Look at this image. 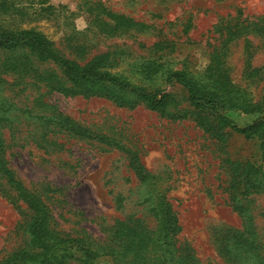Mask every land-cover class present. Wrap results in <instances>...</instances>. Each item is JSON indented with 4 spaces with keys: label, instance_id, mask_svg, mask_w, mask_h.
Wrapping results in <instances>:
<instances>
[{
    "label": "rangeland",
    "instance_id": "rangeland-1",
    "mask_svg": "<svg viewBox=\"0 0 264 264\" xmlns=\"http://www.w3.org/2000/svg\"><path fill=\"white\" fill-rule=\"evenodd\" d=\"M240 14L250 22L263 18L264 0H0V26L34 29L81 65L106 55L110 73L149 91L160 89L173 100L167 109L173 118H166L144 106L131 110L104 98L66 97L38 83L58 73L55 65L36 63V75L23 77L4 68L6 56L0 54V109L9 117L1 130L5 159L17 179L50 206L57 231L102 240L104 229L117 220L142 215L144 190L129 167L128 150L167 192L183 228L181 240L203 264H223L213 233L242 225L224 190V161L261 156L254 142L229 129L222 142L209 137L194 122L186 90L165 74L146 79L141 67L157 61L161 73L186 69L202 78L213 47L226 44L221 26ZM122 17L133 25L119 22ZM241 31L242 37L226 45L223 62L233 84L258 102L264 94V37L255 29ZM253 70L259 72L252 75ZM52 113L114 141L104 145L47 131L40 119ZM228 116L240 127L257 118L238 111ZM120 196L123 210L116 206ZM245 204L264 250V194L250 196ZM25 210L0 191V262L26 242ZM98 264H109L108 259Z\"/></svg>",
    "mask_w": 264,
    "mask_h": 264
},
{
    "label": "trees",
    "instance_id": "trees-1",
    "mask_svg": "<svg viewBox=\"0 0 264 264\" xmlns=\"http://www.w3.org/2000/svg\"><path fill=\"white\" fill-rule=\"evenodd\" d=\"M241 14L222 25L220 35L226 36V44L213 47L210 64L202 78L197 79L186 69L161 73L163 65L149 61L142 65V74L153 80L165 74L168 82L181 85L188 94V102L195 112L194 122L204 132L222 142L224 131L229 129L254 142L259 161L225 160L228 203L241 217L240 228L226 226L213 233V243L223 264H264V250L259 243L254 219L248 215L247 201L250 196L264 194V94L253 102L244 91L237 88L223 62L227 44L242 37V31L256 30L264 37V17L250 22L241 20ZM124 25H133L126 18H119ZM235 22V24L233 23ZM251 59V53L247 51ZM0 54L6 56L4 68L23 77L36 75V63L53 64L58 73L52 71L39 78L50 92L68 97L104 98L119 107L131 110L139 106L168 117L171 95L156 89L149 91L132 85L107 70L108 56L102 55L81 65L67 59L44 35L34 29H11L0 26ZM259 70H253L252 75ZM255 115L252 124L240 127L228 116V112ZM6 109H0V191L10 193L25 205L23 231L25 244L8 255L0 264H98L108 259L109 264H203L194 249L181 240L183 228L167 192L156 183L140 163L138 156L127 150L129 167L143 188L141 216L130 215L119 219L111 228L104 229L105 238L95 240L90 236H71L56 230L50 206L42 196L31 191L17 179L6 159V144L2 137V126L9 122ZM168 115H167V114ZM40 119V118H39ZM40 125L54 134L71 138L88 139L100 144H112L114 140L90 129L59 113L42 117ZM61 145L58 141H53ZM116 145V144H115ZM168 191V190H167ZM118 210L126 206L125 198L116 200Z\"/></svg>",
    "mask_w": 264,
    "mask_h": 264
}]
</instances>
